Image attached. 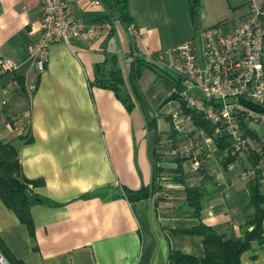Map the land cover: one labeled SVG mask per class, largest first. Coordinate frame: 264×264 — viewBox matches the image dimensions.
<instances>
[{
	"label": "crops",
	"instance_id": "0c3cea01",
	"mask_svg": "<svg viewBox=\"0 0 264 264\" xmlns=\"http://www.w3.org/2000/svg\"><path fill=\"white\" fill-rule=\"evenodd\" d=\"M69 1L71 17L105 31L96 40L51 43L38 71L28 46L40 38L39 0H0V58L16 65L0 69V142L14 143L23 176L40 181L29 189L41 199L29 207L31 231L0 199V238L11 262L167 264L170 251L203 255V237L183 230L199 221L241 238L253 216L247 153L259 150L260 135L245 133L246 149L224 167L228 152L207 141L213 129L195 114L188 132L172 125L181 104L165 65L173 46L197 44L202 28L231 26L264 0H196L195 14L191 0H126L127 21L111 0ZM193 186L204 189L198 211L187 196ZM142 188L146 196L127 198L126 190ZM262 227L241 264H264V218Z\"/></svg>",
	"mask_w": 264,
	"mask_h": 264
},
{
	"label": "built area",
	"instance_id": "2783aa9c",
	"mask_svg": "<svg viewBox=\"0 0 264 264\" xmlns=\"http://www.w3.org/2000/svg\"><path fill=\"white\" fill-rule=\"evenodd\" d=\"M69 2L39 0L40 38L28 46V52L37 55L38 71L45 69L51 43L96 40L105 31L103 23H86L71 17ZM247 10L246 15L231 26L202 28L196 37L197 44L183 41L170 48L165 65L173 74L170 92L181 104L180 109L171 113L174 128L190 131V116L199 114L214 126L207 141L226 135L230 142L226 151L232 155L242 153L247 147L242 124L259 133V151L264 152V132H259L260 128L264 130V64L261 62L264 7L250 5ZM128 28L133 30L131 24ZM15 67L11 59L0 58L2 72ZM194 88L206 99L190 91ZM0 264H7L1 256Z\"/></svg>",
	"mask_w": 264,
	"mask_h": 264
},
{
	"label": "trees",
	"instance_id": "16d2710c",
	"mask_svg": "<svg viewBox=\"0 0 264 264\" xmlns=\"http://www.w3.org/2000/svg\"><path fill=\"white\" fill-rule=\"evenodd\" d=\"M126 0H111L112 5L119 10V15L122 20L127 21L128 16L126 10ZM194 1L191 0V13L195 14ZM111 81L108 86L116 88L117 83L119 84V73L113 71L110 73ZM173 81V79H172ZM256 110H260L259 107L250 105ZM195 122L204 127L209 133L212 128L209 122L199 114L194 116ZM242 127L245 128L246 136L251 139H256V134L250 129L246 128L244 124ZM211 128V129H210ZM229 138L226 135H222L215 139V145L220 149H226L229 146ZM260 151L254 148H250L247 153L248 157L254 167V177L248 179L247 187L250 195V203L253 207V216L249 218L245 226L250 229H245L241 238L232 240L227 238L223 234H218L211 226L200 222L197 225L184 228L183 230L188 233L198 234L203 237V249L204 253L202 256H194L186 254L180 251H170L167 264H241L240 254L245 249L249 248L253 240H260L263 234L262 221L264 218V189H262V168L259 166L261 163ZM235 160V156L232 154H226L222 158L223 166H227L228 163ZM18 152L16 146L12 142H0V199L8 208H10L23 222L27 228L31 231L32 220L29 207L34 201L41 200L39 197L32 195L29 185H35L40 183L38 180H31L23 176L21 165L18 163ZM202 186V185H201ZM201 186L188 187L186 189L187 196L193 204V209L196 211L200 210V198L204 194V189ZM126 196L129 199H140L146 196V190L144 188L132 191L126 190ZM0 253L11 263L21 264L20 262H11L7 251L0 238Z\"/></svg>",
	"mask_w": 264,
	"mask_h": 264
},
{
	"label": "water",
	"instance_id": "95a60500",
	"mask_svg": "<svg viewBox=\"0 0 264 264\" xmlns=\"http://www.w3.org/2000/svg\"><path fill=\"white\" fill-rule=\"evenodd\" d=\"M190 91H192L193 93H195V94L199 95L200 97L206 99V96L201 91H199V89L194 88V89H191ZM2 260L4 262H6L4 258H2Z\"/></svg>",
	"mask_w": 264,
	"mask_h": 264
}]
</instances>
